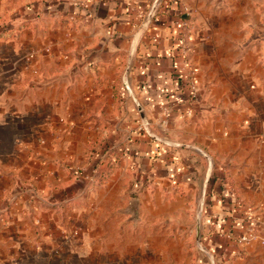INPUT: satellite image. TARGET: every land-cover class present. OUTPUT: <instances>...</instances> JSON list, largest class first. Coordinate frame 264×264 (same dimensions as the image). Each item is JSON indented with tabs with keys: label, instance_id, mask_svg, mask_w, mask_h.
Masks as SVG:
<instances>
[{
	"label": "crops",
	"instance_id": "1",
	"mask_svg": "<svg viewBox=\"0 0 264 264\" xmlns=\"http://www.w3.org/2000/svg\"><path fill=\"white\" fill-rule=\"evenodd\" d=\"M201 195L226 264L264 229V0H0V264H211Z\"/></svg>",
	"mask_w": 264,
	"mask_h": 264
},
{
	"label": "rangeland",
	"instance_id": "2",
	"mask_svg": "<svg viewBox=\"0 0 264 264\" xmlns=\"http://www.w3.org/2000/svg\"><path fill=\"white\" fill-rule=\"evenodd\" d=\"M221 197V195H217ZM211 197H214V195H211ZM206 196H200L199 198L195 199L192 198L189 203V209L185 211L186 215H183L181 218L177 217L178 221L180 224L182 223L185 228L188 230V241H187V251L191 255H199L203 259L206 257L209 260H214L211 264H217L215 263L216 260L213 259L215 254H212L211 251L206 247V242H207V235L206 232L203 229V225L205 222L204 215L206 214L210 216L209 211L204 210V205L210 203V206L213 203L217 202V198H211ZM232 197L236 198L238 200L239 196L238 195H232ZM182 221V222H181ZM236 237L238 236V233L235 235ZM232 237L228 238L225 243V246H227L228 252H216L219 255L222 256L223 262L226 264H232L234 261L237 263L235 264H255L256 261L254 259H251V257H254L257 255L255 253L254 248L252 249L253 245H248L249 247H244L243 245H240L237 242V238ZM235 238V239H234ZM224 244V243H223ZM210 251V252H209ZM222 253V254H221ZM195 255V256H196ZM206 255V256H205ZM246 258V259H245ZM211 260V261H212ZM241 262V263H239Z\"/></svg>",
	"mask_w": 264,
	"mask_h": 264
},
{
	"label": "built area",
	"instance_id": "3",
	"mask_svg": "<svg viewBox=\"0 0 264 264\" xmlns=\"http://www.w3.org/2000/svg\"><path fill=\"white\" fill-rule=\"evenodd\" d=\"M181 43V51L184 55L183 59V64H182V69L186 71V82L189 85V89L192 94L197 93V84L195 81V69L187 59L186 53L188 51V47L186 46V43L184 40H180ZM237 242L240 245L247 246L250 245L254 242H259L264 244V229L262 231L260 230H255L253 227H249L242 235L237 237Z\"/></svg>",
	"mask_w": 264,
	"mask_h": 264
}]
</instances>
